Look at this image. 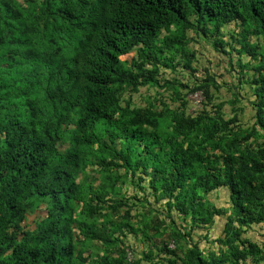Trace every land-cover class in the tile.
I'll list each match as a JSON object with an SVG mask.
<instances>
[{
  "label": "trees",
  "instance_id": "trees-1",
  "mask_svg": "<svg viewBox=\"0 0 264 264\" xmlns=\"http://www.w3.org/2000/svg\"><path fill=\"white\" fill-rule=\"evenodd\" d=\"M262 224L264 0H0V264H264Z\"/></svg>",
  "mask_w": 264,
  "mask_h": 264
},
{
  "label": "rangeland",
  "instance_id": "rangeland-1",
  "mask_svg": "<svg viewBox=\"0 0 264 264\" xmlns=\"http://www.w3.org/2000/svg\"><path fill=\"white\" fill-rule=\"evenodd\" d=\"M19 2L23 3L24 0H18ZM198 49H200V53H202V56L200 57L199 56V59H201L202 63H204V65L206 66L208 61H212V64L210 66L212 67H215L218 63V60L219 58H216L212 55L208 56V52L207 51H203L201 49V47H197ZM135 56V53H131L129 55H126V56H122L121 59L123 61H126V60H131L133 57ZM224 59V58H222ZM226 62V64H228V60L225 58L224 59ZM226 64H223V66H227ZM196 67V66H195ZM196 69L198 71H200V75H203V70L200 66L196 67ZM215 69H213L214 71ZM179 74L181 75H185L184 73V70L180 69L179 71ZM218 72H220L223 76V78H219L218 80L221 81V99L222 100H228L230 98V94H228V89H227V86L224 85V83L222 84V81H225L228 80L231 82L234 81L233 77L231 74H227V72L225 70H223L222 67H220V69L218 70ZM219 77L220 74H218ZM204 76V75H203ZM167 78L169 79L170 81H174V75L173 73L169 72V74L166 76H164V78ZM186 79L183 80L184 83H190L189 80H188V75H185ZM183 79V78H181ZM221 79V80H220ZM158 93L162 94L163 95V98L165 99V102L168 103V102H171L173 101L172 100V90H168V86H165L164 88H148V87H144V88H141L140 89V92L139 94H135L134 95V99H135V106H141V105H147L149 103V101L155 97ZM190 98V97H189ZM192 103L191 105H193V100H191ZM194 108V109H193ZM226 111L227 112H230L231 109L229 106H226L225 107ZM191 111L194 112L195 111V105L192 106L191 108ZM251 116L248 115L247 116V119H249ZM94 172H91V175L93 176ZM102 179L99 178V181H101ZM130 186V185H129ZM128 186V187H129ZM127 185L124 187V189L126 190L127 188ZM135 190H132V192L130 191L129 192V195L130 196H133L135 194ZM212 200L214 201V203L218 206V207H228L230 202H229V198L227 196V193L222 190L220 191L219 193L217 194H213L212 195ZM38 214V210L33 213V217H31L30 219L32 220L34 217H36V215ZM224 222L225 220L224 219H218L217 220V223L215 225V227L209 229V230H201L199 232V234L202 236V235H206L208 237V239L210 241H213V239L219 237L222 233V230H223V226H224ZM246 237L251 239V240H254V241H257V242H260V243H263L264 244V224L260 225V226H254L247 234H246ZM131 241L129 243H138V247H137V251L140 252L141 250H144V245L142 243H139L138 240H134V238H130ZM204 244L202 245L203 247H205L206 249H208L210 246L212 245H209L206 241L207 240H204Z\"/></svg>",
  "mask_w": 264,
  "mask_h": 264
},
{
  "label": "built area",
  "instance_id": "built-area-1",
  "mask_svg": "<svg viewBox=\"0 0 264 264\" xmlns=\"http://www.w3.org/2000/svg\"><path fill=\"white\" fill-rule=\"evenodd\" d=\"M189 99H190L191 103H192L191 100H193V105H195V111H196L202 107V103L204 101V96H203V93L197 92V93L191 95ZM193 105H191V106H193Z\"/></svg>",
  "mask_w": 264,
  "mask_h": 264
}]
</instances>
